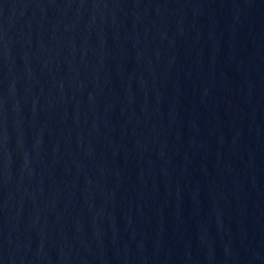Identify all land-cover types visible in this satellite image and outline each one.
<instances>
[{"label": "water", "instance_id": "95a60500", "mask_svg": "<svg viewBox=\"0 0 264 264\" xmlns=\"http://www.w3.org/2000/svg\"><path fill=\"white\" fill-rule=\"evenodd\" d=\"M0 264H264V0H0Z\"/></svg>", "mask_w": 264, "mask_h": 264}]
</instances>
